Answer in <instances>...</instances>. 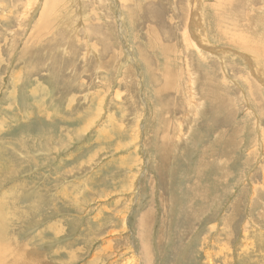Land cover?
I'll return each instance as SVG.
<instances>
[{"label": "rangeland", "instance_id": "374dc122", "mask_svg": "<svg viewBox=\"0 0 264 264\" xmlns=\"http://www.w3.org/2000/svg\"><path fill=\"white\" fill-rule=\"evenodd\" d=\"M263 65L264 0H0V264H264Z\"/></svg>", "mask_w": 264, "mask_h": 264}, {"label": "bare ground", "instance_id": "6f19581e", "mask_svg": "<svg viewBox=\"0 0 264 264\" xmlns=\"http://www.w3.org/2000/svg\"><path fill=\"white\" fill-rule=\"evenodd\" d=\"M221 2V1H220ZM227 2H228V0H227ZM223 3H224V1H223ZM193 4V3H192ZM232 4V3H231ZM69 6V5H68ZM252 6V5H251ZM8 7V6H7ZM224 7V6H223ZM193 8H194V5H193ZM200 11V10H199ZM197 15H198V13H197ZM216 16V15H215ZM224 16V15H223ZM195 18V17H194ZM193 19V18H192ZM218 20H219V18H218ZM220 20H221V18H220ZM192 21V20H191ZM216 21V20H215ZM255 21V20H254ZM72 22V21H71ZM214 22V21H213ZM252 22V21H251ZM69 23V22H68ZM191 24H192V22H191ZM96 29V28H95ZM190 29H191V27H190ZM189 29V33L191 34V36L193 35V33L191 32V30ZM221 32V31H220ZM231 35V34H230ZM56 38V37H55ZM192 44L193 45H199V42L200 41H198L197 39H195V36L193 37L192 36ZM229 38V37H228ZM227 39V38H226ZM225 39V40H226ZM188 42V41H187ZM203 42V41H202ZM202 44V43H201ZM203 46V45H202ZM204 48V50H206V48L205 47H203ZM182 49V48H181ZM199 50H201L202 49V47H201V45H200V48H198ZM50 50V49H49ZM197 50V49H196ZM209 50V49H208ZM187 51V50H186ZM50 57V56H49ZM184 57V56H183ZM58 61V60H57ZM70 66V65H69ZM68 66V67H69ZM264 66V65H263ZM60 67V66H59ZM184 67V66H183ZM103 68V67H102ZM192 68V67H191ZM107 70V69H106ZM189 71V70H188ZM53 72V71H52ZM190 73V72H189ZM192 73V72H191ZM189 76V75H188ZM194 79V78H193ZM190 83V82H189ZM190 86H191V84H189ZM193 85V84H192ZM187 88V87H186ZM191 88V87H190ZM194 89V88H193ZM18 90V89H17ZM187 91V90H186ZM31 92V91H30ZM194 92V91H193ZM190 95V94H189ZM191 96V95H190ZM193 97V96H192ZM191 97V98H192ZM193 99H195V98H193ZM221 99V98H220ZM15 100V99H14ZM74 105V104H73ZM197 108V107H196ZM83 114V113H82ZM171 143V142H170ZM212 153V152H211ZM218 165V164H217ZM2 219V218H1ZM1 222V221H0ZM1 223H3V222H1ZM38 235V234H37ZM2 236V235H1ZM149 252V251H148ZM151 261V260H150ZM149 261V262H150Z\"/></svg>", "mask_w": 264, "mask_h": 264}]
</instances>
